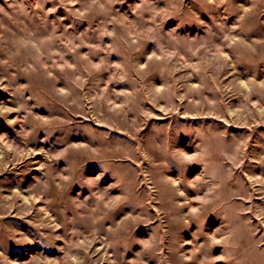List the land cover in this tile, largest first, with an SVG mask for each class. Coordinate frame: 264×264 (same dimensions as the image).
Returning a JSON list of instances; mask_svg holds the SVG:
<instances>
[{"label":"rangeland","instance_id":"rangeland-1","mask_svg":"<svg viewBox=\"0 0 264 264\" xmlns=\"http://www.w3.org/2000/svg\"><path fill=\"white\" fill-rule=\"evenodd\" d=\"M0 264H264V0H0Z\"/></svg>","mask_w":264,"mask_h":264}]
</instances>
